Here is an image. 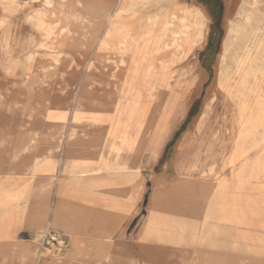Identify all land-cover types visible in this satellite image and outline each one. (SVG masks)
I'll use <instances>...</instances> for the list:
<instances>
[{
  "label": "rangeland",
  "instance_id": "374dc122",
  "mask_svg": "<svg viewBox=\"0 0 264 264\" xmlns=\"http://www.w3.org/2000/svg\"><path fill=\"white\" fill-rule=\"evenodd\" d=\"M159 1L163 0H142L136 12L123 21L133 24L146 20L157 10ZM171 1L183 6L201 7L206 12L209 19L207 38L198 49L195 47L180 53V57L179 54L171 56L170 50L158 55L151 51L143 65L136 68L139 75L134 78L133 83L137 86L131 98L138 105H135V114L146 121L148 128L144 134H134L133 138L141 139L145 145L147 143L144 148L149 151L141 158L140 169L124 177L127 181L121 187L122 192L113 193L111 189L107 191L104 186L99 187L101 184L78 191L63 190L57 181L65 163L63 135L68 128V119L64 118L65 109L62 107L67 92L63 91L65 82H61L60 73L67 69V58L71 55L82 66L77 71L78 80L73 86L75 93L85 84L88 74L105 83L116 82L125 76V71L117 69L112 62L121 54L111 49L105 50L111 58L106 64L107 69L101 73L96 69L89 72L88 65L97 63L101 44L91 48L80 46L87 21L98 9L107 5L108 0H0V264H44L49 259L51 262L69 263L72 258H77L74 247L66 242L67 253L58 251V244L50 237L52 229H48L42 237L37 234L44 214L47 221L52 222L56 209H63L64 217L75 225L79 235L78 246L91 247L90 257L87 258L91 259L94 255L95 242L102 238V230L111 234L117 244L126 248V254L140 264H175L180 255L141 253L139 240L149 218H164L167 221L176 218L169 210L153 207L152 199L155 194L166 195L167 189L178 185L179 179L186 186L189 184L206 192L204 197L207 201L204 200L197 209L200 215L183 216L185 222L197 226L199 237L211 230H219L228 234L238 246V249L230 251H211L193 245L188 247V252L194 256L215 253L224 261L223 264H264V119L257 118L259 109L264 113V80L260 92L246 98L245 117L250 115L253 118H245L243 123L238 111L244 100L235 92L234 83L230 84L229 91L214 85L215 66L222 51L226 23L235 18L242 1L219 0L221 7L216 15L206 2ZM113 2L117 5L119 0ZM258 7L264 15V0ZM34 13L47 15L53 21L63 20L75 36H67L60 23L55 22L51 25H55L52 36L50 34L49 38L47 35L45 39L28 21L27 17ZM78 15L83 17V21L77 19ZM103 34L104 31L100 39ZM140 37L142 40L146 38L143 33ZM155 47L153 49L156 50L158 45ZM238 52L239 43L235 41L228 57L230 69H235ZM158 62L161 63L159 80L163 86L161 91L151 92L142 87V73L150 64ZM112 71L117 79L111 77ZM120 88L117 86V91ZM90 89L92 94H96L98 88ZM210 89L217 90L215 101L210 104L203 124L194 129ZM105 92L109 93L110 89L106 87ZM119 114L109 111L112 116ZM249 124L251 133L245 140L259 146L246 155L237 154L236 142ZM120 125L115 127L117 135ZM60 133L62 135L59 136ZM55 136L63 139L60 153L54 156L57 170L42 174L44 180L40 174L27 171L28 157L13 158L17 150L27 145L32 147L30 157L33 158L39 152L54 149L58 145ZM32 139L35 142L31 143ZM103 178V182H107L109 176ZM110 211L117 214L115 223L102 225L100 216ZM58 229L64 232L62 228ZM211 237L218 243L226 242L225 235ZM151 246L166 248L155 241ZM201 264L215 262L206 260Z\"/></svg>",
  "mask_w": 264,
  "mask_h": 264
},
{
  "label": "bare ground",
  "instance_id": "6f19581e",
  "mask_svg": "<svg viewBox=\"0 0 264 264\" xmlns=\"http://www.w3.org/2000/svg\"><path fill=\"white\" fill-rule=\"evenodd\" d=\"M141 1L142 0H119L116 5L113 4V0H108L107 5L98 9L96 14L87 21V25L83 28V35L80 40V46L82 47L91 48L97 43L101 44L96 61L97 63L91 62L88 65L87 70L89 72H93V70L96 69L101 73L107 69L106 64L111 58L108 57L105 50L111 49L121 54L120 58L112 62L117 69L123 72L125 71V76H123V78L118 77L119 79L116 82L107 81L105 83L100 78L88 74L85 77V84L78 93H75L73 86L78 80L77 71L81 69V64L70 55V58H67V69L60 72L61 82H65L63 83V91L65 90L67 92V99L62 107L65 109L64 118L68 119V128L65 135H63L65 136L64 142L66 145L65 153L63 154L65 159L63 176L60 177L57 175V181L63 190L78 191L87 186L101 184L99 187L104 186L107 191L111 189L113 193L122 192L121 187L127 181L124 177L128 174L125 173L124 170L126 169V171L131 172V169H133L132 167L135 166V160L132 156L137 151L136 144L139 138L134 139L135 137L133 138V136L134 134H144L145 130L148 128L146 121L143 120V118L140 119V117L135 114L136 104H134L131 98L137 86L133 83L136 74H138L136 68H139V65H143V61L151 54V51L158 55V53L162 51L170 50L171 56L179 54L180 57V53L184 54L185 52L193 50L195 47L198 49L207 38L209 19L206 12L201 7L183 6L178 4L177 1H159L157 10L150 14L146 20L133 22V24L124 22V18L136 12ZM241 1L242 4L235 18L229 19L226 23L225 35L221 44L222 51L218 55L217 64L215 66L214 85L218 89L229 91L230 84L232 82L234 83L233 88L235 92L238 97H242L244 100L240 105V111H238L240 112L241 122L243 123L245 118L248 119L251 117L250 115L249 117H245L246 98L253 94L257 95L260 92L261 82L264 80V15L258 7L263 0ZM76 5L78 6V4ZM72 17L74 18V16ZM27 18L30 24L44 35L43 37H45V39H47L46 36H49L55 28V25L51 26L55 22L60 23L61 29L65 31L67 36L72 34L75 36V33H73L61 19L53 21L47 15L39 13H34V15ZM52 18H54V16ZM77 19L81 21L83 17L78 15ZM103 31V38L100 39ZM141 33L146 37L144 40L140 37ZM52 34L50 36H52ZM235 41L239 43V52L235 59V69H230L228 57L234 47ZM142 42L146 43L142 44ZM157 45V49H153ZM40 46L42 47V45ZM82 47L80 49H82ZM160 69V62L150 64L146 72L142 73V87L151 92L161 91L163 85L159 80ZM113 73L115 72L112 71V74L110 72L111 77L117 79V76H115V74L113 75ZM67 76H69L68 79ZM140 77L141 76H139V78ZM117 86L121 87L118 91ZM90 87L98 88L96 94L91 93ZM106 87L110 89L109 93L105 92ZM216 94V89H210L207 92L202 112L195 120L194 126L192 125L194 129H198L205 121L208 115L207 110L210 104L215 101ZM109 111L121 114L112 116L109 115ZM259 112V114L257 113V118L264 119V113L260 111V109ZM54 115L56 116V114ZM46 120L48 121V119ZM55 122H57V120ZM120 123L123 125V128L120 125V132L117 135V128L115 127ZM57 127L59 128V126ZM249 127H251L250 124L246 126V128L244 127L246 130H243L236 142L235 149L237 154L249 153V151L259 146L255 142L253 143L252 141L245 140L247 134L251 133ZM45 128L47 129V127ZM48 130H50V128ZM58 135L60 136L62 133ZM55 137L58 145L54 149H49L43 153L39 152L37 153L38 156L33 158L30 157L32 155V147L27 145L17 150L13 154V158L18 159L22 156L28 157L29 164L27 165V171L31 174H40L39 176H42L44 180L42 174L46 172H55L56 169L54 156L60 153L59 148H61L63 139L57 136ZM50 138H47V140ZM54 139H52V143ZM33 142H35V139H32L31 143ZM115 142L118 143L115 145ZM107 154L113 155V160H108ZM127 156L128 160L123 161ZM176 171H179L177 167ZM106 175L109 176V179L107 182H103V176ZM52 178H54V176L51 177V180ZM178 182V185H174L170 187V189H167L166 195L157 196V194H155L152 199V205L161 210H169L173 214L178 213L176 216L180 217L200 215L197 209L199 205L204 203L205 190L198 189L197 187L195 188V186L189 184L186 186L182 183V179H179ZM194 192L195 195H193ZM46 217L47 215L45 213L43 216V224L38 228V236L42 237L45 233H48V229H52L53 234H51L50 237L58 244V251L67 253L68 248L65 247L66 242L72 248L74 247L73 251H76L74 253H77L78 257L72 258L69 260V263H65L64 261V263H61L62 261L51 262L49 259L46 263L43 262L44 264H89L90 260L93 264L138 263L137 259L131 258L126 254L128 252L125 248L119 251V249L116 248V244L111 240L113 236L107 231L102 230L100 231L103 235L102 238L95 242V247H98V249L100 248L101 253H94L91 259L87 258L86 256L90 257V253H83L82 247L78 246L77 238H79V235L76 231V227L69 218L64 217L63 209H56L53 211L52 222H48ZM179 218L176 217L171 221H167L164 218L155 220L154 218H152V220L149 218L143 230L142 238L144 240L148 239L159 243H168L175 248L199 245L202 248H209L211 251H230L238 249V246L231 240L228 234L219 230H211L203 237H199V229L197 226L195 227L187 223L186 225H182V220ZM58 228H62L64 232L59 231ZM219 234L225 235V243H218L214 237H211L213 235H218L219 237ZM217 239L220 240L219 238ZM240 249L243 250L244 248ZM68 253L70 252L68 251ZM177 255H180V257L176 259L177 263L175 264H201L206 260L213 261L215 264L218 262H220V264L224 263L221 258L211 252L196 256L190 253H177Z\"/></svg>",
  "mask_w": 264,
  "mask_h": 264
},
{
  "label": "crops",
  "instance_id": "0c3cea01",
  "mask_svg": "<svg viewBox=\"0 0 264 264\" xmlns=\"http://www.w3.org/2000/svg\"><path fill=\"white\" fill-rule=\"evenodd\" d=\"M144 145H145V143L141 139L136 144L137 151L132 156V158L135 160V166L132 167L133 169H131L132 170L131 172H136V171H138L140 169V164H141L140 160H141V158L144 155L143 153L149 151L148 148H144ZM145 147H147V143H146ZM106 156H107L108 160H113V155L107 154ZM63 168H64V166H63ZM63 168H62L61 174L59 175L60 177L63 176ZM124 172L125 173H131L130 171H126V169L124 170ZM152 206L155 207L154 205H152ZM176 215H178V213H175L174 217H178V218L180 217V216H176ZM181 217L179 219L182 220L181 221L182 225H186V222H185L184 219L187 218V217H185V216H184L185 218H183V216H181ZM99 219H100L102 225H105L107 223L109 224V223H112V222L115 223V220L117 219V214L114 211H110V212H107V213L101 215ZM155 219L156 218H154V220ZM151 220H152V218H151ZM191 225H193V224H191ZM142 239L143 238L141 236L140 240H139V249H140L141 253H189L188 252V247L189 246H183V248H175V247H173L172 245H170L168 243H163V242L159 243V242H157L158 244H162V246H166V248L165 249H158V248L155 249V248H153L151 246V243H152L151 240H148V239L144 240L143 239L144 240L143 241ZM111 240L116 244V246H117L116 248L119 249V251H121V249L125 248L124 246H122L120 244H117L115 242V240H114V237H112ZM86 250H88V251H86ZM90 250H91L90 246H89V248H88V245L87 246H82V252L83 253H90L89 252ZM125 250H126V248H125ZM94 251H95L94 253H101V249L100 248L98 249V247H94ZM137 262H138L137 264H140V262L138 260H137ZM89 264H93V262L90 260ZM148 264H152V263H148Z\"/></svg>",
  "mask_w": 264,
  "mask_h": 264
},
{
  "label": "trees",
  "instance_id": "16d2710c",
  "mask_svg": "<svg viewBox=\"0 0 264 264\" xmlns=\"http://www.w3.org/2000/svg\"><path fill=\"white\" fill-rule=\"evenodd\" d=\"M201 3H203V2H206L207 4H208V6H209V8H210V10L213 12V13H215V15L219 12V10H220V7H221V5H220V2H219V0H199ZM215 40H216V38H215Z\"/></svg>",
  "mask_w": 264,
  "mask_h": 264
}]
</instances>
